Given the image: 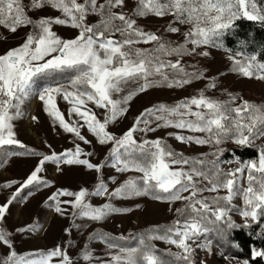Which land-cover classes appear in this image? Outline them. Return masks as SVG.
Masks as SVG:
<instances>
[{
	"label": "snow or ice",
	"instance_id": "6c2138e0",
	"mask_svg": "<svg viewBox=\"0 0 264 264\" xmlns=\"http://www.w3.org/2000/svg\"><path fill=\"white\" fill-rule=\"evenodd\" d=\"M150 17L163 21V32L141 23ZM242 19L264 28V0H0V28L18 40L0 51V169L15 159L36 160L24 178L0 184L10 190L0 201V248L6 250L0 264H207L200 252L240 248L229 238L233 229L252 235L255 226V235L264 238V100L220 87L229 74L264 84V46L250 52V41L239 40L235 48L225 43ZM22 29L27 31L17 35ZM213 50L228 63L209 75L196 58L211 57ZM201 81L195 93L151 103L119 134L112 130L141 95ZM213 91L218 95L207 94ZM33 100L51 130L69 137L70 147L56 151L45 141V152L19 139L18 122ZM158 130L165 135H149ZM169 138L205 150L186 154ZM93 140L106 148L95 162L94 147H86ZM245 148L255 149L254 158L235 151ZM229 152L231 158H224ZM49 163L60 174L81 166L95 174L94 183L54 187L42 203L69 219L66 237L51 247L18 251L15 237L43 226L34 220L9 230L6 217L10 206L53 188L55 181L42 175ZM105 169L114 172L105 178ZM145 197L166 204L172 218L127 234L97 227L79 241L91 224L143 207L117 202ZM220 254L229 264L236 259ZM250 254L264 258V248L252 246Z\"/></svg>",
	"mask_w": 264,
	"mask_h": 264
},
{
	"label": "rangeland",
	"instance_id": "374dc122",
	"mask_svg": "<svg viewBox=\"0 0 264 264\" xmlns=\"http://www.w3.org/2000/svg\"><path fill=\"white\" fill-rule=\"evenodd\" d=\"M51 14L55 15L54 12ZM141 23L152 29L159 28L160 32H163L164 30L163 21L154 17L142 20ZM57 30L61 35H71V32L65 28H59ZM24 31H27V29H22L17 35L22 34ZM4 35H8V39L6 41L0 40V51H3L6 47L14 45L18 42L17 39H13L11 35L6 33L3 28H0V36ZM227 63L228 62L226 61L223 52L213 50L212 56L209 57V61L201 66L207 67L210 70L208 74L213 75L218 72L225 71ZM204 83V81L194 83L191 86H188L185 90H157L150 91L145 95H141L132 103L131 109L128 113V118L124 119L117 127L113 128L112 130L119 134L122 130L126 129L127 126H130L132 122L131 117L138 114L143 107L148 106L149 104L156 101L173 102L182 96L195 93V90L203 87ZM220 87L228 88L230 91H238L242 93L245 98L255 97L258 99H264V84L255 80L238 79L234 75L229 74L221 78ZM207 94L218 95V92L213 91L208 92ZM60 107L63 110L66 105L61 103ZM31 115H36L38 117V121H32ZM57 131L61 130L58 129ZM17 132L19 139H21L24 143L30 147H34L45 152L50 151V149L47 147V144H51L52 149L56 151H61L63 148L71 146L70 139L67 135H57L56 132L51 130L49 120L46 114L42 112L40 102L37 100H33L31 102L29 105V114L18 122ZM149 135L164 136L165 130H158L156 133ZM89 139H92V137L89 136ZM45 141H47V144ZM169 142L176 149L188 153L205 150L199 146L189 147L182 145L172 138H169ZM230 145L231 144L227 145V147ZM86 147H88L89 150H92L94 147L96 155L91 158L94 162L103 159V156L106 152V148L104 146L96 145L95 141L93 140V146ZM35 163V158L15 159L10 163V165L0 169V184H2L7 179L24 178ZM104 172L106 178L107 175L112 174L114 170L105 169ZM42 175H45L46 178L53 179L55 181L53 188L34 193V195L30 197L25 203L14 204L13 206H10V213L6 217V226L9 230H14L15 227L23 226L27 223L33 222L34 220L38 221L39 224L43 226V229L38 233L24 235L23 238L17 235L15 240L18 251H28L36 247H51L54 243L58 242L62 238H65L66 234L62 232V229L68 225L69 219L61 218L50 209H46L43 206L42 201L48 194H50L52 190H54V187L56 186H68L74 190L81 185L91 187L94 183L95 174L81 166L65 168L64 173L60 174L55 171V166L49 163ZM125 178L126 175H121L119 177L120 180ZM9 191L10 190L6 191L0 189V201H3L4 197L9 194ZM135 202L141 203L143 207L139 209L133 208V211L127 214L113 215L102 224H91L89 228L85 230L84 235L78 237L79 241L82 242L84 236L97 227H101L106 231L117 234L121 232L127 234L129 231L132 232L133 230H136L142 226L167 222L172 218L171 215H169V213L166 211V204L152 201L147 197L140 198L137 201H124L117 203H123L124 206H132ZM92 203H103V198H93ZM236 217L238 221H242V218L239 215H236ZM73 237L77 238V233L75 230H73ZM157 244L158 246L165 247L163 242L158 241ZM94 247L99 249L101 246L96 244ZM173 250H175V248H173ZM5 251V249L0 248V256H2ZM73 252H75V249H73ZM220 253V250L214 247L212 253L200 252L199 255L206 259L207 264H229V262L226 261ZM237 261H242V259L236 258L235 260L231 261V264H237Z\"/></svg>",
	"mask_w": 264,
	"mask_h": 264
},
{
	"label": "trees",
	"instance_id": "16d2710c",
	"mask_svg": "<svg viewBox=\"0 0 264 264\" xmlns=\"http://www.w3.org/2000/svg\"><path fill=\"white\" fill-rule=\"evenodd\" d=\"M237 25L238 26L235 28L234 34L227 35L225 37V43L229 47H233V48L237 47L239 40L250 41L249 46H248V51L250 52L256 51L261 46H264V28L259 27L258 25L254 24L251 21H247L243 19L237 21ZM196 59L199 60L200 65H204L206 62L209 61V57L208 58L197 57ZM247 99L254 100L256 102H260L264 100V99H258L255 97H249ZM228 148H233V145H230ZM235 151L237 152L238 155L242 157V159L254 158V156L257 154L255 149H252V148L235 149ZM185 153L192 154L188 152H185ZM224 158L226 159L231 158V153L230 152L226 153ZM233 219L237 223L243 222V221H238L236 215L233 216ZM144 227L146 226H142L136 230H133L132 232H135ZM255 231H256L255 226H254L252 235H249V230L243 227L239 229H233L231 231L229 238L230 240L237 242L240 245V248L237 249L232 246H227V247L221 246V248L219 249L220 252L223 251L225 256L236 257L242 260L247 258L249 259L250 264H264V258H260V257L252 258L250 254L252 246H255L257 248H264V238L256 236Z\"/></svg>",
	"mask_w": 264,
	"mask_h": 264
}]
</instances>
